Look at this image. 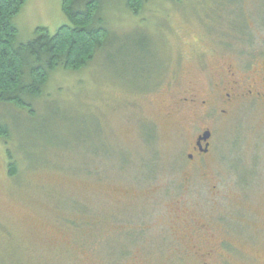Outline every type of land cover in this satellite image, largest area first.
Returning a JSON list of instances; mask_svg holds the SVG:
<instances>
[{"label":"rangeland","instance_id":"rangeland-1","mask_svg":"<svg viewBox=\"0 0 264 264\" xmlns=\"http://www.w3.org/2000/svg\"><path fill=\"white\" fill-rule=\"evenodd\" d=\"M102 1L113 33L103 55L83 70L51 74L43 96L30 101L34 116L0 105L11 132L9 144L0 139V264H193L172 246L174 201L208 215L214 199L205 178L232 190V164L264 174L262 104L223 113L214 99V116L196 122L176 105L186 91L203 94L221 81L217 62L239 53L248 62L250 49H264V0H148L138 16L122 0ZM62 4L27 0L13 20L18 42L69 25ZM239 14L243 26L227 23ZM148 40L159 64L145 85L150 55L137 48ZM202 128L213 132V147L209 169L199 171L186 155ZM185 179L193 191H181ZM252 197L264 214V193ZM225 208L232 217L241 211ZM247 218L256 223L255 213Z\"/></svg>","mask_w":264,"mask_h":264},{"label":"flooded vegetation","instance_id":"flooded-vegetation-1","mask_svg":"<svg viewBox=\"0 0 264 264\" xmlns=\"http://www.w3.org/2000/svg\"><path fill=\"white\" fill-rule=\"evenodd\" d=\"M234 17L227 23L237 26L245 24L240 14ZM216 20L219 19L214 18V22ZM221 40L225 42L227 37ZM249 53L253 59H249L248 62L239 58L242 55L239 53L234 54L235 62L221 63L220 61L214 64V75L220 77L221 81L214 82L212 88L204 90L203 94L194 89L186 91L187 93L176 103L178 112L188 113L189 118L196 122L200 120V117L214 116L215 107L211 101L214 99L219 102L220 106H225L223 113L242 102L255 101L264 106V49H250ZM215 91L220 92L219 95H215ZM173 112L167 111L169 115H173ZM212 142L213 132L210 128L197 131L190 146V153L186 157L193 166L198 167L199 171L209 169L207 159L212 155ZM262 156L261 153H257L255 167L261 163ZM209 165L212 168L211 160ZM232 167L237 169L235 176L238 178L237 183L234 179L235 182L229 185L233 188L232 190L223 189L224 185L214 183L212 178L204 179V184L209 187V192L214 199L213 211L208 215L201 211L196 212L194 209L186 210L181 204L182 201H174L173 215L179 213L180 216L174 217L176 242H173L172 246L177 247L178 251H185L184 255L181 253L185 261H192L193 264H264L262 204L251 202L254 200L252 196L255 193H264V174L258 170L256 173L249 169H239L238 164L235 163ZM191 182V179H185L180 185L181 191H191L194 187ZM220 197L228 200H222ZM220 199L221 201L218 202ZM220 203H226L225 207L229 206L232 209L241 208V211L233 212L234 217L227 216L219 211V209L226 210L225 207L219 206ZM249 212L256 214L255 224L247 218Z\"/></svg>","mask_w":264,"mask_h":264},{"label":"trees","instance_id":"trees-1","mask_svg":"<svg viewBox=\"0 0 264 264\" xmlns=\"http://www.w3.org/2000/svg\"><path fill=\"white\" fill-rule=\"evenodd\" d=\"M122 1L130 12L138 16L148 0ZM26 2L0 0V105H12L18 111L32 115L35 109L30 101L43 96L50 75L58 70L79 71L88 68L97 55H103L113 33L101 18L102 0H63L62 10L69 25L61 27L55 34H51L47 28H38L33 39L18 42L19 30L13 20ZM151 47L148 40L137 48L140 55H150L147 61L150 74L145 85L149 81L153 83L159 64L157 52ZM140 89H148V86L142 85ZM10 133L9 126L0 122V139L6 144H9ZM86 137L85 140L91 143L92 136ZM9 153V175L15 177L17 165Z\"/></svg>","mask_w":264,"mask_h":264}]
</instances>
